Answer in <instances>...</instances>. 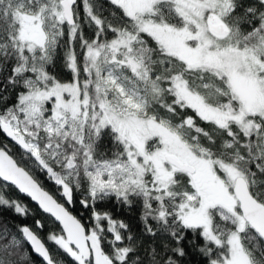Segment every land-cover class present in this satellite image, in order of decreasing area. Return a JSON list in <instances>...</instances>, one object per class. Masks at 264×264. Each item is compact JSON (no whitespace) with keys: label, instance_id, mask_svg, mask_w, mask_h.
I'll use <instances>...</instances> for the list:
<instances>
[{"label":"snow or ice","instance_id":"snow-or-ice-1","mask_svg":"<svg viewBox=\"0 0 264 264\" xmlns=\"http://www.w3.org/2000/svg\"><path fill=\"white\" fill-rule=\"evenodd\" d=\"M0 264H264V0H0Z\"/></svg>","mask_w":264,"mask_h":264},{"label":"trees","instance_id":"trees-1","mask_svg":"<svg viewBox=\"0 0 264 264\" xmlns=\"http://www.w3.org/2000/svg\"><path fill=\"white\" fill-rule=\"evenodd\" d=\"M106 143V142H105ZM105 143H102L101 144V148H104L105 147ZM13 195H15V193H12ZM32 207H35L34 205H32ZM115 211V210H114ZM73 212L74 214H77V215H80V212H79V206H77L76 209H73ZM117 216L119 217H122V218H127L129 220H134L135 219V212L132 213L131 216H128L127 213L125 212H116L115 213ZM5 216L7 217H11V219H17L16 217H12L11 216V213H5ZM21 223H27V224H31L32 223V219H28L26 221H20ZM47 230V229H46Z\"/></svg>","mask_w":264,"mask_h":264},{"label":"water","instance_id":"water-1","mask_svg":"<svg viewBox=\"0 0 264 264\" xmlns=\"http://www.w3.org/2000/svg\"><path fill=\"white\" fill-rule=\"evenodd\" d=\"M34 205V204H33ZM35 206V205H34Z\"/></svg>","mask_w":264,"mask_h":264}]
</instances>
